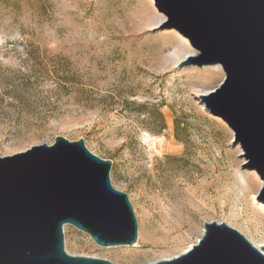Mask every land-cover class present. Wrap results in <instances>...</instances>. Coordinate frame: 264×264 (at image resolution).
Wrapping results in <instances>:
<instances>
[{
	"label": "rangeland",
	"instance_id": "obj_1",
	"mask_svg": "<svg viewBox=\"0 0 264 264\" xmlns=\"http://www.w3.org/2000/svg\"><path fill=\"white\" fill-rule=\"evenodd\" d=\"M166 22L154 0H0V156L56 136L82 139L111 161V184L137 219L135 248L101 247L65 225L72 256L151 264L188 250L210 221L264 245V204L253 202L262 182L241 169L232 130L199 102L224 73L177 70L188 57L176 55L196 50L178 31L159 30Z\"/></svg>",
	"mask_w": 264,
	"mask_h": 264
},
{
	"label": "water",
	"instance_id": "obj_2",
	"mask_svg": "<svg viewBox=\"0 0 264 264\" xmlns=\"http://www.w3.org/2000/svg\"><path fill=\"white\" fill-rule=\"evenodd\" d=\"M172 28L196 50L178 69L219 65L220 84L199 102L233 132L245 163L262 186L264 204V0H154ZM112 163L82 139L56 136L52 145L0 156V264H113L65 251L70 225L101 247L132 246L138 223L128 195L110 181ZM151 264H264L257 249L223 222L203 224L187 251Z\"/></svg>",
	"mask_w": 264,
	"mask_h": 264
},
{
	"label": "bare ground",
	"instance_id": "obj_3",
	"mask_svg": "<svg viewBox=\"0 0 264 264\" xmlns=\"http://www.w3.org/2000/svg\"><path fill=\"white\" fill-rule=\"evenodd\" d=\"M163 22V19H160L156 24H160V23H162ZM195 55H196V53H194ZM187 57H189L188 55L186 56V55H184V56H178V55H176V63H178V62H180V61H182V60H184L185 58H187ZM205 68H209L210 70H212V71H216V70H218V69H220V66L219 65H214V66H208V67H205ZM201 93L199 94V96L200 95H203V94H206L205 92H203V91H200ZM206 111V110H205ZM207 112V111H206ZM149 141V140H148ZM150 142H151V145L152 146H154V148L157 150V151H164V152H171V151H173L174 150V146H172V145H169V144H164V145H159V142H158V145H157V140L156 139H150ZM244 163H245V160H244ZM257 175V174H256ZM258 176V175H257ZM248 180H249V176H248V173H246V172H240L239 173V184L241 185V186H244V187H246L247 186V184H248ZM253 202H256V197L255 196H253ZM136 247V245H133V246H131V248H135ZM260 247H264V245L263 246H257L256 248L257 249H259L260 250ZM191 248V246L188 248V249H190ZM187 251V250H186ZM173 258V257H172Z\"/></svg>",
	"mask_w": 264,
	"mask_h": 264
}]
</instances>
